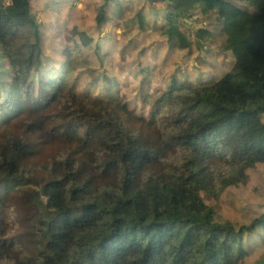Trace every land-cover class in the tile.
<instances>
[{
  "label": "trees",
  "instance_id": "16d2710c",
  "mask_svg": "<svg viewBox=\"0 0 264 264\" xmlns=\"http://www.w3.org/2000/svg\"><path fill=\"white\" fill-rule=\"evenodd\" d=\"M145 1L154 10L169 0ZM240 1L246 7L172 0L215 17L235 61L213 84L176 83L169 70L146 114L150 80L141 111L101 85L81 92L76 75L104 68L105 42L79 34L49 64L32 0H0V75L12 72L0 87V264H264L244 246L264 232V213L247 227L218 223L202 196L221 200L264 164V0ZM133 12L149 28L133 1L103 0L97 33ZM166 18L170 51L186 55L188 32L172 12ZM211 36L197 32L206 43ZM37 189L55 213L49 222Z\"/></svg>",
  "mask_w": 264,
  "mask_h": 264
},
{
  "label": "rangeland",
  "instance_id": "374dc122",
  "mask_svg": "<svg viewBox=\"0 0 264 264\" xmlns=\"http://www.w3.org/2000/svg\"><path fill=\"white\" fill-rule=\"evenodd\" d=\"M131 1L138 5L144 17L150 21L149 28L140 29L138 20H133V12L122 21L108 19L98 34L95 15L103 0H32L33 16L37 17L44 32L43 53L49 64L60 60L63 50L72 41H79V34L91 37L95 42H105L106 52L110 49V57L104 68L98 69L97 63H94V73L76 75L84 95H91L92 87L101 85L104 96L114 94L121 104L135 103L138 111H141L139 105L143 96V82L150 80L148 108L144 111L149 114L152 95L162 88L166 90L170 84L167 80L169 70L174 74V82L192 85L213 84L230 72L235 61L231 52L233 43L224 37L222 26L215 17L205 20L190 14L188 2L176 6L169 0L157 4L153 10L145 0ZM232 1L246 7L240 0ZM168 11L175 15V22L188 32L193 44V49L188 50L186 55L170 51L165 28ZM250 11L254 12L252 9ZM205 28L212 34L207 43L197 38V32ZM93 48H88L86 52L96 62L92 55ZM0 59H3L1 54ZM11 74V70L6 68L4 75H0V87L1 82L6 81ZM96 90L97 87L92 94ZM165 102L168 103V100ZM202 196L206 204L213 206L216 222H231L237 228L250 226L254 219L264 213V164L249 170L246 181L229 188L221 200L214 202L205 194ZM36 198L40 220H53L55 213L48 206L41 189L36 190ZM39 236L42 241H46L45 234ZM244 246L255 251L254 258L264 254V232L246 236Z\"/></svg>",
  "mask_w": 264,
  "mask_h": 264
},
{
  "label": "clouds",
  "instance_id": "9594fccd",
  "mask_svg": "<svg viewBox=\"0 0 264 264\" xmlns=\"http://www.w3.org/2000/svg\"><path fill=\"white\" fill-rule=\"evenodd\" d=\"M39 22V21H38ZM40 23V22H39Z\"/></svg>",
  "mask_w": 264,
  "mask_h": 264
},
{
  "label": "built area",
  "instance_id": "2783aa9c",
  "mask_svg": "<svg viewBox=\"0 0 264 264\" xmlns=\"http://www.w3.org/2000/svg\"><path fill=\"white\" fill-rule=\"evenodd\" d=\"M41 20V19H40Z\"/></svg>",
  "mask_w": 264,
  "mask_h": 264
}]
</instances>
